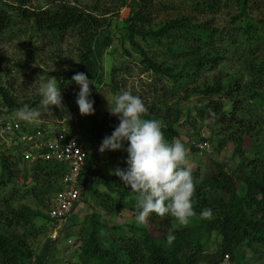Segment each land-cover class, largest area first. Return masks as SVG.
<instances>
[{
    "label": "trees",
    "instance_id": "1",
    "mask_svg": "<svg viewBox=\"0 0 264 264\" xmlns=\"http://www.w3.org/2000/svg\"><path fill=\"white\" fill-rule=\"evenodd\" d=\"M117 7L129 8L127 17L120 19L115 13L116 27L123 29L121 42L127 40L131 49L139 54L140 63L145 71L170 78L178 83L181 78L198 77L206 68L213 69L220 64L222 55L215 51L216 29L208 25V21H197L196 15H180L156 24L154 14L156 8L153 0H118ZM222 1L230 0H193L190 9L197 15L212 12ZM238 8L231 21L235 25L237 37L231 36L232 42L240 38L247 50L255 49L261 35L257 24L253 23L248 14V0H231ZM13 6L16 14L25 21H32L37 33L51 44L65 35L77 39V64L71 71H52L49 76L57 78L61 88L64 105H69L77 98L80 86L72 81V76L78 72L85 73L93 79L92 95L101 79L103 70L102 58L105 49L112 44V37L105 32L103 26L110 25L109 18H99L96 15L76 5L64 1L50 0L51 5L43 9H26L24 0H16ZM12 16L0 12V35L11 25ZM158 46V56L162 50L172 58L181 60L177 71L169 65L157 61V53L146 51V46ZM111 52V51H108ZM124 49V53H128ZM249 80L235 79L228 84L220 79L212 83H203L197 87L186 89L183 97L174 104L167 102L156 107L153 103L148 107L145 119L159 120L163 125L165 138L171 142L179 136L177 123L181 118L183 99L196 93L204 96L207 104L199 111L200 115L211 113L214 121L225 124V135L216 140L218 150L226 142L233 144L236 164L232 168L225 161H213V172L205 178L200 177L197 169H193L196 181L194 210L197 213L187 226H178L170 215L163 218L152 214L147 224L136 221L122 231L121 226H107L101 213L93 211L84 216L79 234V252L75 264H254L246 259L244 246L250 251V257L257 258L264 248V142H259V135L264 132V55L257 54L241 63ZM31 70H40L31 67ZM116 67L110 71V89L116 93L114 83ZM171 92L175 95L176 87ZM39 92L29 98L18 100L12 93L0 87V102L8 112L16 111L24 106L39 108L42 116L46 112L40 104ZM229 104L230 110L225 106ZM59 111V108L52 107ZM69 108L57 114L58 119L69 115ZM156 110L154 118L151 113ZM211 110V112H210ZM214 113V115H212ZM41 116V117H42ZM152 117V118H151ZM92 136L85 148L89 149L85 170L81 174L82 192L74 210L81 205L82 195L89 194L103 214H120L129 210L138 215L136 194L130 187H125L123 181L114 174L115 169H127L129 142H124V148L117 151L106 150L99 153L97 146L105 136H110L119 125V118L109 111L101 117L91 115ZM46 122L37 127L44 130ZM58 130V128H56ZM71 131H78L74 126ZM36 130V129H35ZM77 133V132H76ZM7 137L0 140L7 148L18 150L20 144H6ZM196 138L188 141L191 151H196L194 142L204 141ZM206 141V140H205ZM93 144H97L94 146ZM15 146V147H14ZM20 149L15 155H5L0 152V188L20 182L19 193L40 197L53 191L50 199L62 188V179L67 164L51 159L38 158L29 161ZM22 164V166H20ZM0 198V264H45L47 257L34 256L29 249L28 236L39 233L34 220L39 218L48 224L44 212L33 209L22 203L14 207L10 197L3 202ZM39 199V198H38ZM49 206V205H48ZM48 208V207H47ZM205 208H211L212 219H201L200 213ZM73 210V211H74ZM75 217L73 216L74 220ZM174 225L176 227L174 228ZM100 230H106L111 238L107 245L96 237ZM176 237L169 245V231ZM61 233V232H60ZM211 233L220 237V242L212 252L203 251V238ZM227 256V257H226ZM256 256V257H255ZM256 260V259H255ZM256 264H261L257 263Z\"/></svg>",
    "mask_w": 264,
    "mask_h": 264
},
{
    "label": "rangeland",
    "instance_id": "2",
    "mask_svg": "<svg viewBox=\"0 0 264 264\" xmlns=\"http://www.w3.org/2000/svg\"><path fill=\"white\" fill-rule=\"evenodd\" d=\"M26 9H43L51 5L50 0H24ZM64 1L71 5L84 9L97 17L109 18L110 25L103 26L105 32H109L112 37V44L105 49L102 58L103 70L101 79L94 94L90 99L94 100L96 117H101L103 112L108 111V100L114 103L115 96L123 91H129L133 95L139 96L148 108L152 103L158 107L162 103L167 102L169 105L183 97L186 89H191L202 85L203 83H212L220 79L221 82L229 83L235 79H242V83L249 80L247 74L241 66L245 59L256 56L257 54L264 55V0H248V14L252 18L253 23L257 24L258 30L262 36L260 41L256 43L255 49L247 50L245 43L238 38L236 42H232L231 36L237 37L238 32L235 31L231 18L234 16L238 8L233 1H222L216 8L209 13L197 15L190 9V4L193 0H153V5L156 8L154 18L156 24L167 19L180 15H196L197 21H208V25L216 29V41L214 49L222 55L220 64L213 69H204L198 77L181 78L178 83L165 76L154 74L151 71H145L144 66L140 63L139 54L135 53L127 40L121 42L123 38V29L116 27L118 21L114 20L117 12L120 19L128 16L129 8L126 6L117 7L118 0H55ZM17 5L16 0H0V12L11 14L12 22L9 27L0 35V87L6 88L9 93H12L19 101L29 98L36 94L41 86L45 83L52 71L61 72L71 71L73 66L77 64V39L73 36L65 35L59 40H55L51 44L37 33L32 26V21L22 20L17 14L13 6ZM128 49V53H124V49ZM146 51L157 53V61L169 64L177 71L181 65V60L167 56L163 49L158 56V46H146ZM111 51V52H108ZM40 70H31V67ZM112 66L116 67L114 83L117 84L116 93L110 89V71ZM39 76L43 79L38 80ZM38 80V81H37ZM174 85L176 88L175 95H172ZM107 97V98H106ZM181 106V118L177 127L179 136L174 140H180L189 150V161L193 169H197L201 178L208 177L213 172V161H225L233 168L236 164V157L233 152V144L226 142L221 150H218L216 140L225 135V124L214 121L211 113L200 115L199 111L207 104V100L200 94H190L186 99H183ZM69 115L65 119H58L61 110L56 111L51 108V113L45 112L38 122L27 123L29 131L35 127H39L42 122H46L45 132L56 128L69 132L72 127H78V138L83 139L88 143L92 136L91 115L84 116L80 114L79 107L76 103V98H73L69 105ZM230 110V105L225 106ZM17 111V110H16ZM16 111L8 112L6 107H3L0 102V115H6L9 118L19 120L15 113ZM154 118L156 110L151 113ZM151 117V118H152ZM25 122V121H23ZM205 138L209 142L208 150L198 148L196 151H191L188 141L196 138ZM19 139V138H17ZM13 140L6 144H19L21 141ZM16 142L13 143V142ZM259 142H264V132L259 135ZM197 142H194V145ZM264 144V143H263ZM97 146V144H93ZM99 144L97 149H99ZM3 143H0V152L5 155H15V152L25 150L20 147L18 150H10L5 148ZM15 147V146H14ZM196 147V145H195ZM23 155V154H22ZM24 157V156H23ZM26 166L29 164V159L26 160ZM22 166V164H20ZM20 182L8 184L0 188V198L3 202L10 197V203L14 207L25 203L33 209H38L40 212L47 210L50 193L49 191L40 197L32 195H21L19 193ZM39 198V199H38ZM81 205H78L70 216L67 225L62 229L60 234L51 239L53 229L48 224L42 223L41 219L37 218L34 223L39 229V233L33 232L28 236L29 249L34 256L47 257L45 264H75L79 252V234L80 228L84 227L82 220L84 216L91 214L93 211L101 213L103 222L107 226H121L122 231L127 230L132 222L134 223L136 216L129 210H125L120 214H103V211L97 206L95 201L89 194L82 195ZM73 216L75 217L74 220ZM177 225V224H176ZM96 237L101 243L107 245L111 241L110 235L106 230L97 232ZM220 242V237L216 233H211L203 238V251L212 252L216 249ZM245 250L246 259L250 263L264 264V248L257 247L261 252L257 254V258L250 257V251L244 246L238 250ZM256 257V256H255ZM34 258L31 264H34ZM30 264V263H29ZM203 264V263H202Z\"/></svg>",
    "mask_w": 264,
    "mask_h": 264
},
{
    "label": "clouds",
    "instance_id": "3",
    "mask_svg": "<svg viewBox=\"0 0 264 264\" xmlns=\"http://www.w3.org/2000/svg\"><path fill=\"white\" fill-rule=\"evenodd\" d=\"M42 79L39 76L38 80ZM71 79L80 86L76 98L80 114L93 115L95 101L90 97L94 80H90L83 72L74 74ZM97 90L100 91L98 88ZM38 92L42 98L40 104L46 112L51 113L53 106L61 111L66 108L55 76L41 83ZM107 100L109 113L117 116L120 122L113 133L102 140L99 152L103 154L106 150H121L124 142H129L126 149L128 167L117 168L114 174L123 181L125 187H130L136 194V221L147 224L152 214L161 218L170 215L178 226L189 225L197 213L194 210L196 181L188 148L180 140L169 142L159 120L144 118L148 108L139 96L123 91L115 96L114 103L108 98ZM15 115L19 120L33 123L38 122L42 113L39 108L24 106ZM213 217L211 208H205L200 213L201 219ZM175 239L170 230L168 244L171 245Z\"/></svg>",
    "mask_w": 264,
    "mask_h": 264
},
{
    "label": "built area",
    "instance_id": "4",
    "mask_svg": "<svg viewBox=\"0 0 264 264\" xmlns=\"http://www.w3.org/2000/svg\"><path fill=\"white\" fill-rule=\"evenodd\" d=\"M5 137H7V142L19 138L16 142L21 141L20 147L25 146L22 154L26 160L33 161L42 158L67 164L62 179V188L49 199V206L46 210L48 225L53 229L51 239L55 238L67 225L74 206L80 199L82 192L80 177L85 170L89 149L85 148L84 142L78 138L75 131L66 132L62 129H54L45 132L37 127L29 131L26 122L0 115V140ZM16 142L13 143L16 144ZM195 145L203 150L210 148L209 142L205 140Z\"/></svg>",
    "mask_w": 264,
    "mask_h": 264
}]
</instances>
